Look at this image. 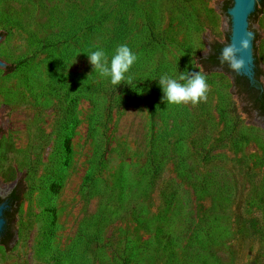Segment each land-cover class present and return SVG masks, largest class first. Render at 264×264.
<instances>
[{"label": "rangeland", "instance_id": "obj_1", "mask_svg": "<svg viewBox=\"0 0 264 264\" xmlns=\"http://www.w3.org/2000/svg\"><path fill=\"white\" fill-rule=\"evenodd\" d=\"M227 1L0 0V197L20 193L0 264H264V115L202 65ZM252 32L264 90V3ZM119 44L131 85L87 57ZM184 71L206 100L161 103Z\"/></svg>", "mask_w": 264, "mask_h": 264}, {"label": "clouds", "instance_id": "obj_2", "mask_svg": "<svg viewBox=\"0 0 264 264\" xmlns=\"http://www.w3.org/2000/svg\"><path fill=\"white\" fill-rule=\"evenodd\" d=\"M248 47L249 37L242 38L239 41V47L232 43L225 45L219 55L220 65H227L229 70L239 74L245 64L243 57L239 54L246 52ZM87 57L93 72L106 78L111 85L117 86L122 81L131 85L132 77L128 73L136 62L137 56L127 44L117 45L110 55L103 48L97 47L90 51ZM156 80L162 93L160 102L166 105L180 106L188 103L195 105L207 98L208 84L202 72L184 71L176 76L165 73ZM142 91L143 89L138 93Z\"/></svg>", "mask_w": 264, "mask_h": 264}, {"label": "trees", "instance_id": "obj_3", "mask_svg": "<svg viewBox=\"0 0 264 264\" xmlns=\"http://www.w3.org/2000/svg\"><path fill=\"white\" fill-rule=\"evenodd\" d=\"M258 3H264V0H258ZM231 5V0H228L224 5V10ZM257 9L252 12V16L256 13ZM227 45V44H226ZM225 47V45L220 44L218 42L213 43L209 49V52L206 54L202 61L203 66H218L223 69L225 72L230 74L233 78L234 85L237 87V91L239 93H243L245 98L249 101L252 107L261 115H264V90L259 81V77L262 74V71L258 65V60L254 56V75L252 79H249L247 76L242 74H235L227 65L221 66L219 63V55L221 50ZM22 62V61H20ZM5 68L8 71H11L15 68V65H6ZM151 112H153V101L150 103ZM70 138L67 136L65 138L64 144L65 148L69 150ZM20 199V193L17 188L12 189L5 197H0V202L5 200L7 203V207L3 211V216L5 219V224L3 230L0 233V243L8 244L13 237L12 232V220L13 213L16 205L18 204ZM248 230L252 228H256V221L251 219L250 224L248 225Z\"/></svg>", "mask_w": 264, "mask_h": 264}, {"label": "water", "instance_id": "obj_4", "mask_svg": "<svg viewBox=\"0 0 264 264\" xmlns=\"http://www.w3.org/2000/svg\"><path fill=\"white\" fill-rule=\"evenodd\" d=\"M260 9L258 0H231V5L226 9L229 17L230 30L228 35V43L235 44L239 47V41L242 38L249 37V47L246 52H241L239 55L243 57L245 64L239 74L247 76L249 79L254 75V55L253 49L256 39L252 32V12ZM256 11V12H257ZM0 42V48H1ZM0 68H5L4 62L0 60ZM7 207L5 200L0 202V233L3 230L5 219L3 211Z\"/></svg>", "mask_w": 264, "mask_h": 264}]
</instances>
